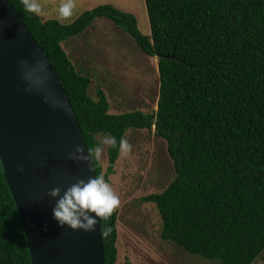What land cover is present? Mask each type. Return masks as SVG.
<instances>
[{
	"label": "trees",
	"instance_id": "trees-1",
	"mask_svg": "<svg viewBox=\"0 0 264 264\" xmlns=\"http://www.w3.org/2000/svg\"><path fill=\"white\" fill-rule=\"evenodd\" d=\"M57 70L96 176L114 174L119 147L107 149L105 173L97 136L154 130L166 142L175 177L154 203L161 239L218 264H253L264 255V0H145L150 35L134 15L112 5L74 22L44 20L7 0ZM107 18L148 57L157 58L159 96L150 114H109L105 93L89 95L91 77L77 70L62 43ZM117 210L101 220L104 264H116ZM0 264H32L20 216L0 161Z\"/></svg>",
	"mask_w": 264,
	"mask_h": 264
},
{
	"label": "water",
	"instance_id": "water-1",
	"mask_svg": "<svg viewBox=\"0 0 264 264\" xmlns=\"http://www.w3.org/2000/svg\"><path fill=\"white\" fill-rule=\"evenodd\" d=\"M77 146L87 154L56 68L22 14L0 0V161L32 264H104L101 221L84 232L59 227L52 215L53 188L96 176L91 157L69 158Z\"/></svg>",
	"mask_w": 264,
	"mask_h": 264
},
{
	"label": "rangeland",
	"instance_id": "rangeland-1",
	"mask_svg": "<svg viewBox=\"0 0 264 264\" xmlns=\"http://www.w3.org/2000/svg\"><path fill=\"white\" fill-rule=\"evenodd\" d=\"M44 20L62 24L74 22L81 14L98 6L112 5L135 16L139 30L150 35L145 0H74L73 16L60 19L62 0H38ZM77 70L91 77L89 95L96 98L101 89L110 105L109 114L156 110L159 96L157 58L148 57L132 38L107 18H97L83 34L62 43ZM104 136H97L100 142ZM124 139L132 151L124 157L119 153L114 174L107 183L120 199L116 264H218L190 255L171 242L161 239L162 222L154 203H142L151 194L162 193L175 177L166 142L154 130H128ZM108 146L98 160L102 172L108 166ZM253 264H264V255Z\"/></svg>",
	"mask_w": 264,
	"mask_h": 264
},
{
	"label": "clouds",
	"instance_id": "clouds-1",
	"mask_svg": "<svg viewBox=\"0 0 264 264\" xmlns=\"http://www.w3.org/2000/svg\"><path fill=\"white\" fill-rule=\"evenodd\" d=\"M21 3L26 12L37 16L42 14L38 0H21ZM75 6L74 0H62L58 8L59 18L68 19L72 17ZM105 146L110 149L118 146L120 154L124 157H127L132 151V145L127 139L121 138L118 144L115 136L105 134L103 139L94 147L91 155L99 160ZM69 158L87 162L90 159V154L88 150L85 154V149L77 146ZM48 194L56 199L52 215L57 225L61 228L67 226L72 230L84 232L94 231L97 223L101 220H109L120 205L119 197L103 176H95L87 182L78 180L63 192L59 187L53 188ZM111 231L112 228L106 226L100 234L107 238Z\"/></svg>",
	"mask_w": 264,
	"mask_h": 264
}]
</instances>
